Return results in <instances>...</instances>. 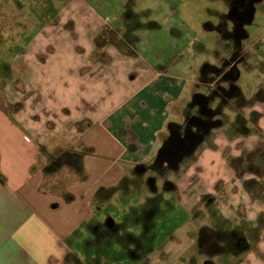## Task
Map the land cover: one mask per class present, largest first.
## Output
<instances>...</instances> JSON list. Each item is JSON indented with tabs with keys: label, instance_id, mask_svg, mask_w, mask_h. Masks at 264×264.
<instances>
[{
	"label": "rangeland",
	"instance_id": "1",
	"mask_svg": "<svg viewBox=\"0 0 264 264\" xmlns=\"http://www.w3.org/2000/svg\"><path fill=\"white\" fill-rule=\"evenodd\" d=\"M241 2L249 3L248 15L236 26L231 10L240 9ZM263 32L264 0H4L0 78L8 77L7 82L15 68L29 88L25 80L26 88L13 90L14 103L11 91L3 84L0 88L8 93L10 112L34 132L42 192L82 205L85 220L66 239L75 264H264V229L256 241L240 231L247 242L244 250L219 238L213 239L217 246L210 233L231 226L220 206L230 181L235 183L230 169L243 160L235 157L232 165L225 158L228 149L224 152L213 140L237 131L235 117L247 113L243 102L252 100L256 82L264 80ZM35 34L50 44H37L46 61H36L37 66L31 59L28 74L22 57L15 59L13 45L20 37L24 50L23 37ZM231 60L237 72L219 75ZM147 65L181 78L178 113L168 114L145 162L123 166V159L116 161L98 181L96 170L89 171L91 159L106 163L104 154L113 151L105 115L127 96L134 85L130 79ZM183 124L186 151L163 152L161 141ZM242 141L236 140L235 147ZM84 148L92 152L83 156L82 172L69 164L43 170L59 151ZM246 162L238 167L246 168ZM206 196L214 198V206H206ZM64 208L58 215L70 221ZM237 213L241 219L240 209ZM199 233L206 235L205 244H199ZM214 246L219 251H212Z\"/></svg>",
	"mask_w": 264,
	"mask_h": 264
},
{
	"label": "crops",
	"instance_id": "2",
	"mask_svg": "<svg viewBox=\"0 0 264 264\" xmlns=\"http://www.w3.org/2000/svg\"><path fill=\"white\" fill-rule=\"evenodd\" d=\"M3 3L4 0H0V6ZM23 38L24 50L21 49L20 37L16 38L13 46L17 52L14 57H22L27 73L30 74L31 59L37 66L36 61L39 64L46 61V57L39 54L42 52L35 50L37 44L47 48L50 40L46 43L43 35L36 34L31 38ZM1 71L4 73V70ZM10 73L11 79L7 82L4 79L8 77L0 78V87L3 84V89L11 93L13 90L19 92L21 87L26 88L23 85L26 79H21L20 72L12 68ZM180 79L175 71L149 65L144 66L137 77L130 79L134 85L127 96L105 115L106 129L112 128L108 138L113 147L112 153L103 152L108 155L107 164L99 159H91L89 171L92 173L96 170L94 175L98 181L119 160L123 159V166L147 160L154 150V142L160 138L167 125L168 114L178 113L176 108H179V101L183 99L184 89ZM256 83L252 100L243 102L242 106L247 113L239 117L237 131L226 133L225 136L221 133L213 140L215 145L224 146V152L228 149L225 158L232 165L235 157L243 159L238 166H243L244 160L247 161L246 168L234 166L230 169L231 179L235 177V190H232L233 181H230L231 187L226 190L229 198L227 196V199L222 200L220 212L230 221L229 229L251 233L254 240L264 229V166H260V162L264 161V134L259 132L260 128L264 130V80L260 79ZM3 89L0 88V264H75L70 258L72 251L66 239L85 220L82 205L74 199L71 203H65L59 197L42 192L43 174L37 169L40 151L34 132L21 122L20 117L10 112L8 104L11 101ZM92 90L94 92L93 87ZM12 94L13 102L15 93ZM219 129L230 132L226 128ZM249 137L251 141H248ZM241 139V146L235 147L234 142ZM110 155L116 157V160L109 158ZM235 168L239 170L235 172ZM213 200L212 196H206V206H214ZM62 206L68 210L70 221L59 217L58 210ZM232 207L235 209L234 215L229 213L233 211ZM239 209L241 219L237 220Z\"/></svg>",
	"mask_w": 264,
	"mask_h": 264
},
{
	"label": "trees",
	"instance_id": "3",
	"mask_svg": "<svg viewBox=\"0 0 264 264\" xmlns=\"http://www.w3.org/2000/svg\"><path fill=\"white\" fill-rule=\"evenodd\" d=\"M91 152L92 150L88 148H84L80 150L64 149L62 151H59L55 156H51L49 159L50 161L49 165L44 166L43 170L46 172H54L62 165L69 164V165H72V167L76 169L77 171L82 172L83 156ZM210 233L213 235L212 240L219 238L221 239L222 242L225 241V243L227 244H229L230 242H234L236 248H239L241 250H244L247 247V242L245 238L240 237V233L236 229H228L224 232L219 231V229H216V230L212 229ZM199 235H200L198 239L199 244H205L206 235H203L202 233H199ZM201 236L204 238L203 240ZM216 241L217 240H213V242L217 245ZM212 251L217 252L219 251V249L217 250V247L214 246ZM70 258H74L72 254Z\"/></svg>",
	"mask_w": 264,
	"mask_h": 264
},
{
	"label": "flooded vegetation",
	"instance_id": "4",
	"mask_svg": "<svg viewBox=\"0 0 264 264\" xmlns=\"http://www.w3.org/2000/svg\"><path fill=\"white\" fill-rule=\"evenodd\" d=\"M240 5H242V7L240 9L237 8V9L231 10V15H232L234 21L236 22V26H238V23L240 20L245 19L246 12H247V9L249 7V3L241 2ZM126 15L128 16L130 14H126ZM205 26H209L210 28L212 27V25L210 23H205ZM239 33L240 32H239L238 28L236 27L233 35L236 37ZM234 64H235L234 60H231L230 63L227 64V66L224 68V70L219 75H222V73H224V74H227V73L235 74L237 71H236V68H234ZM210 68L212 70L213 67H210ZM203 100H204V98L202 97V95L199 94L196 96V101L198 103H201ZM219 117L223 118L221 116H219ZM235 118H236V121H239V119H240L239 116H236ZM233 121L234 120H232V123H233ZM230 124H231V122H230ZM187 133L188 132L185 129V124H183L180 127H177L176 129H173L169 133V136L165 139V141L162 142V145H161L162 151L169 153V155L174 154V153L176 154L177 152L179 153L180 150H182V152L186 151V150H184L186 148V146H185L186 143H184V137L187 136ZM110 226L112 228V224Z\"/></svg>",
	"mask_w": 264,
	"mask_h": 264
},
{
	"label": "water",
	"instance_id": "5",
	"mask_svg": "<svg viewBox=\"0 0 264 264\" xmlns=\"http://www.w3.org/2000/svg\"><path fill=\"white\" fill-rule=\"evenodd\" d=\"M247 15H248V12H246V17H245V19L247 18ZM245 19H244V20H245ZM206 28H209V29H210L209 26H206ZM165 150H166V149H165ZM106 222H107V225H108V226H110V225L112 224V220H111L110 218H107V221H106ZM110 227H111V226H110Z\"/></svg>",
	"mask_w": 264,
	"mask_h": 264
}]
</instances>
